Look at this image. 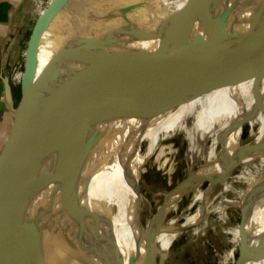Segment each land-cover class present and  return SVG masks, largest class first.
<instances>
[{"label":"bare ground","instance_id":"obj_1","mask_svg":"<svg viewBox=\"0 0 264 264\" xmlns=\"http://www.w3.org/2000/svg\"><path fill=\"white\" fill-rule=\"evenodd\" d=\"M53 1L58 7L68 4L69 20L76 23L77 35H88L92 28L89 27L88 31L89 23L86 22H92V17L91 11H84L83 0ZM110 1L114 4L121 1V4L127 5L133 0H103L96 3H99L98 7L104 3L103 8H108L109 13L112 8ZM152 1L146 0V4L125 13L126 16L116 10L114 20L106 21L108 23L104 25L103 30H108L123 24L125 17L133 21L131 42L126 44L130 57L122 70L128 68L126 76L125 73L123 76L127 83L129 80L132 83L133 75L143 62L158 55L193 52L210 45L215 50L236 46L237 52L219 62L211 75H208L209 53L195 60L181 62L171 74L164 64L142 69L134 82V85L137 82L138 89L137 95L134 93L137 98L136 118L102 122L95 117L76 145L72 159V165L76 168L70 171V176L73 177L78 194L84 193L83 202L90 209L111 217L114 239L124 264H128L132 256L133 264H149L153 252L159 263H166L173 253H170L173 241L187 229L207 219L213 211L214 198H223L239 160L246 159L242 165H252L256 161L264 163V155L257 154L264 140V4L226 3L186 7V0H154L156 13L143 23ZM77 2L79 6L74 11L73 4ZM53 15L49 13L46 16L44 26L47 30L39 50L46 46L44 40H48L51 35ZM97 17V21L102 20ZM95 31L92 37L101 36V30ZM97 32L99 35H96ZM38 61L39 67V54ZM54 66L49 74H45L48 81L49 78L60 81V77L56 76L58 72L53 70ZM86 66L90 70V62L81 65V68ZM120 69L117 64L111 81H121ZM76 71H80L78 66H75V75ZM222 71L229 74L231 82L215 89L212 79ZM77 83H73L75 93L80 86ZM47 103L43 114L51 109L45 120L51 125L55 121L52 110L55 101L48 99ZM63 106L62 111L66 115L70 99ZM148 109L150 112L140 118ZM242 120H248L252 127L257 125L253 138L245 144L241 143ZM27 123L25 121L17 134L13 157L0 184V212L11 194L14 181L20 179L17 175L29 170L41 146L40 139L34 140L36 138L27 132ZM223 141L228 143L224 146L227 151L220 157L221 150L218 152V149ZM182 163H185L182 174L174 180L172 177L178 172L177 167H182ZM149 166H155L168 174L169 189L157 208L154 215L156 219L149 225L144 223L142 228L138 225V217L142 219V216L137 208L140 191L136 180ZM202 171L209 176L206 186L205 181L199 179ZM261 178L264 179V170L256 181ZM133 191L136 196H133ZM166 197V210L160 217L159 209ZM48 198L50 191L38 196L31 205L43 213L41 223L45 224L48 233L57 237L58 229L76 237L81 232V241L87 245V232L94 233L95 230L84 209L64 188L58 187L51 204ZM185 201L190 202L186 208H181ZM195 203L198 206L195 211H191ZM106 227L99 228L98 233H105ZM250 227L252 234L245 230L235 245L241 247L243 257L250 256L256 260L262 254L258 238L264 232V186L254 204ZM104 247L111 250L109 245ZM83 251L77 244L72 247L62 241L59 247L50 251V255L55 256L52 264H103L93 251ZM0 264H35L22 238L15 231Z\"/></svg>","mask_w":264,"mask_h":264},{"label":"water","instance_id":"obj_2","mask_svg":"<svg viewBox=\"0 0 264 264\" xmlns=\"http://www.w3.org/2000/svg\"><path fill=\"white\" fill-rule=\"evenodd\" d=\"M97 1L103 2V0H92V5L96 4L97 7V4H99L96 3ZM110 2L112 4L111 10L102 20H99L104 22L99 23L96 19L93 21L95 17L94 13L97 12V9L93 10L92 22H86V24L89 23L88 31L89 27L92 28L88 32V35H82L81 37L78 34L76 37L75 33L69 34L64 45L59 50H56L53 70L58 72L56 76L60 77V81L49 78V81L45 79L42 83L40 81L41 77L39 79L37 77L39 46L43 34L47 30L44 26L45 19H47L46 16L49 13H53V19L51 20L54 22L57 15L64 12H56L57 7L53 0L52 5L42 12L29 38L25 51V70L22 74V95L18 102L15 101L13 94V86L15 85L12 79L13 73L10 76H2L5 86V99L12 109L15 118V129L13 131L12 147L0 171V184L7 174L9 163L13 157L17 134L21 131L27 119V132L29 131L32 138H36L34 140L40 139L41 146L29 170L17 175L20 179L14 181L11 194L0 212V261L9 247L11 236L15 231V234H19V237L22 238L35 264H52L53 257L55 256H51L50 251L59 247L62 241H65L66 244L72 247L77 244L84 251H93L103 264H124V258L121 256L119 248L117 249L118 245L114 239V226L111 217H106L104 214L90 209L82 200L84 193L78 194L76 184L73 183V177L70 176V171L76 168L75 165H72L76 145L95 117H98L102 122L136 118L137 98L135 94L137 95L138 89L137 82L135 85L134 82L142 69L151 65L164 64L168 67L169 74H171L181 62L195 60L200 55L209 53L208 64L210 65V69L208 70V75H211L219 62L230 58L237 52L236 46H233V48L220 47L215 50L210 45L193 52L186 51L175 55H158L143 62L133 75L132 83H130V80L127 83L125 78L123 79V76L124 73L126 76L128 68L125 67V71L123 72L122 70L124 63L130 57L126 44L131 42L130 32L133 21L125 17L126 21L123 24L115 25V27L108 30L101 29V26L104 27L108 23L106 21L114 20L113 17H116L118 6H120L118 10L121 14L126 16L127 13L134 11L138 6L146 4V0H133L128 2L127 5L121 4V1L119 3L115 2V4L113 1ZM226 3L264 4V0H186L184 5L186 7H202ZM65 5L62 7L63 10L65 9ZM78 6V2L76 5L73 4L74 11H76ZM95 29L101 30V36L92 37L96 32ZM96 35H99V32ZM88 62H90V70L88 66L81 68V65H86ZM117 64L122 68L120 69L122 72L120 82L118 79L115 82L110 79ZM75 66L80 68L78 73L76 71V75L74 73ZM86 71L87 74L85 73ZM75 81H78L76 85H80L77 88V93L73 89ZM230 82L229 74L222 71L217 73L212 79V87L218 89L227 84L229 85ZM48 99L55 101L52 108L55 115L53 120L55 121L51 125L48 124V121H45L51 109L43 114V109H46L48 105ZM61 99L64 100V103L70 99V108L68 107L66 115L62 111L64 103ZM28 104H30L31 113L30 111L28 112ZM81 106L82 109L80 108ZM149 112L150 109L139 117L142 118ZM244 122L245 120L240 122L241 126ZM227 144L225 141L222 142L221 152L219 153L220 157L226 153L227 150L224 146ZM257 154L264 155V140L258 147ZM245 160H239L236 168L244 164ZM199 179L206 181L209 180V176L202 171ZM263 186L264 179L261 178L256 181L248 193L246 203L244 202L241 236L245 230L252 234L250 218L254 204ZM58 187L64 188L65 192L89 216L90 225L93 224L95 232H87V245H84L83 241H81V232L76 237L70 236L65 232L62 233L58 229H56L57 237L48 233L44 227L45 224L41 223L43 213H40L37 207L31 206L38 196L47 191H50V198L48 200L51 204L53 195L57 192ZM84 189L86 190V188ZM167 199L168 197L164 199L159 209L158 216L160 217L165 213ZM137 208L139 209L138 206ZM140 218L138 217V225L144 228L145 225ZM105 226H107L106 232L98 233L99 228ZM152 226L151 223L150 227ZM258 241L262 246L260 257L256 260L250 256L243 257L238 248L236 264H264V232L259 236ZM105 245H109L111 250L105 248ZM128 264H133V256L129 258ZM149 264H165V262L159 263L155 252H153L149 259Z\"/></svg>","mask_w":264,"mask_h":264},{"label":"rangeland","instance_id":"obj_3","mask_svg":"<svg viewBox=\"0 0 264 264\" xmlns=\"http://www.w3.org/2000/svg\"><path fill=\"white\" fill-rule=\"evenodd\" d=\"M152 3L153 4L150 6L143 23L148 21L156 13L154 0ZM92 4V0H83L84 11H91L90 17H92V14L94 13L93 10L95 9H97V12L94 13V15L95 17L98 16V19H100V17L102 19L103 16H106L108 8H103L104 3L99 7H95L96 5L94 6ZM50 5H52V0H42V2L40 0H33L35 22L28 38L23 41L24 47L22 49V56L17 65V72L21 73L25 70L24 52L26 51L29 38L39 21L42 11L49 8L48 6ZM66 5L64 10L62 9L63 6L58 7L56 5V12H64L58 14L55 18L51 25V35L48 40H44V45L46 46L39 50L40 64L38 68L43 67L44 69H48L55 59L54 54L56 50H59L64 45L69 34L75 33L77 37L76 23L69 20V6L68 4ZM118 9L117 13L119 11ZM101 28L104 29L105 27L101 26ZM15 85L19 88V91L20 89L22 90V80H16ZM27 109L29 112L31 109L30 104H28ZM256 128L257 125L252 127L248 120L245 121L243 123L241 142L245 143L253 138ZM209 143L210 141L208 144ZM145 146L146 142L143 143V148H145ZM221 146L219 147L218 152L221 150ZM188 147L189 146L187 145V149ZM260 163H262V161H256V163L252 165L249 163L246 165H240L235 170L227 185V190H225V193L222 196L223 198L220 200L217 197L213 199V211L207 219L200 222L198 225L187 229L177 240L173 241L170 251V253L173 252L171 253L172 256L165 264H236L238 248L241 253V247L235 245V241L239 238L241 231L243 207L246 203L251 187L256 182L260 172L264 170V163L259 165ZM181 165L182 167H177L176 171L178 170V172L172 177L174 180L179 178L182 174L185 163H182ZM207 182L208 180L205 181L204 186L207 185ZM136 186L140 191V198L137 204L141 212L143 223L149 224L154 219V215L162 202L164 193L169 189L168 174L159 170L155 166L153 168L149 166L142 175L138 176ZM132 194L133 196L137 195L134 191ZM189 202L190 201H185L181 208H186ZM197 206L198 203L192 205L191 211H195ZM169 219L171 218L169 217Z\"/></svg>","mask_w":264,"mask_h":264},{"label":"crops","instance_id":"obj_4","mask_svg":"<svg viewBox=\"0 0 264 264\" xmlns=\"http://www.w3.org/2000/svg\"><path fill=\"white\" fill-rule=\"evenodd\" d=\"M34 22L33 0H0V169L4 166L7 154L12 147L15 129V118L5 99L2 76H10L17 67L22 56L23 41L28 38ZM54 62L48 69L43 67L39 69L37 77L38 79L43 77L42 83ZM13 94L15 101L18 102L22 90L19 91V88L14 85Z\"/></svg>","mask_w":264,"mask_h":264},{"label":"built area","instance_id":"obj_5","mask_svg":"<svg viewBox=\"0 0 264 264\" xmlns=\"http://www.w3.org/2000/svg\"><path fill=\"white\" fill-rule=\"evenodd\" d=\"M42 2V0H40ZM43 12V11H42ZM25 54V52H24ZM22 74L23 72H17V67L15 68L14 72H13V75H12V79H13V82L16 84V80H22Z\"/></svg>","mask_w":264,"mask_h":264}]
</instances>
